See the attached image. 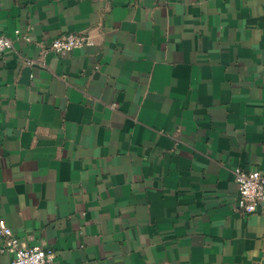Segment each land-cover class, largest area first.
<instances>
[{
  "label": "crops",
  "instance_id": "0c3cea01",
  "mask_svg": "<svg viewBox=\"0 0 264 264\" xmlns=\"http://www.w3.org/2000/svg\"><path fill=\"white\" fill-rule=\"evenodd\" d=\"M66 33L92 45L51 51ZM0 34L21 242L51 264H264V204L239 212L232 173L264 172V0H0Z\"/></svg>",
  "mask_w": 264,
  "mask_h": 264
},
{
  "label": "built area",
  "instance_id": "2783aa9c",
  "mask_svg": "<svg viewBox=\"0 0 264 264\" xmlns=\"http://www.w3.org/2000/svg\"><path fill=\"white\" fill-rule=\"evenodd\" d=\"M16 36L27 39L26 34L18 31ZM12 44L10 37L0 34V55L12 49ZM90 45L91 38L80 33L58 35L49 41V49L55 53L71 52ZM232 173L239 192L236 209L243 214L257 212L264 204V172L236 166ZM0 241V252L7 251L13 254L11 264H51L55 257V252L51 248L42 245L28 246L21 242L4 221H0Z\"/></svg>",
  "mask_w": 264,
  "mask_h": 264
}]
</instances>
